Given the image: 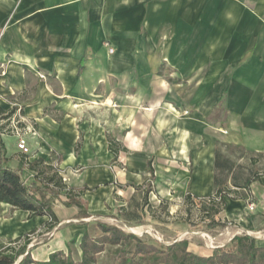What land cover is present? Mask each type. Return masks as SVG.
I'll use <instances>...</instances> for the list:
<instances>
[{"label":"crops","instance_id":"crops-1","mask_svg":"<svg viewBox=\"0 0 264 264\" xmlns=\"http://www.w3.org/2000/svg\"><path fill=\"white\" fill-rule=\"evenodd\" d=\"M0 107L10 117L21 109L38 131L30 162L65 173L91 214L47 194L59 227L33 258L71 249L81 261L82 236L100 234L101 218L140 222L148 199L213 195L217 174L237 188L216 167L220 146L264 156V0H0ZM9 118H0L9 165L37 181ZM250 187L264 218V176ZM0 210L22 220L6 244L48 230L47 215ZM115 248L98 264H114Z\"/></svg>","mask_w":264,"mask_h":264},{"label":"trees","instance_id":"trees-1","mask_svg":"<svg viewBox=\"0 0 264 264\" xmlns=\"http://www.w3.org/2000/svg\"><path fill=\"white\" fill-rule=\"evenodd\" d=\"M12 114V111L6 112L0 107V118H9ZM9 161L5 141L0 135V202L8 203L15 209L28 211L29 217L47 215L48 230L59 223V218L53 205L44 200L47 194L67 206L75 205L81 208L80 215L83 217L91 215L79 197L80 192H75L72 187L67 186L58 170L51 165H44V168L52 173L51 176H44L46 171L39 167V164L45 162L44 159L29 163V167L37 171V181L33 182H26L23 170L11 167ZM233 166L230 158L223 157L220 151H217V169L230 172ZM223 179L216 175L215 182L219 187L224 183ZM252 180H247L246 185L251 184ZM233 184L240 186L234 180ZM63 191L65 194H62ZM212 225H217V222ZM96 226L100 234L92 235L86 231L82 236L81 261L74 260L71 249L68 252L56 250L50 254L48 260L34 259L33 246H29L32 240L30 232L11 239L9 244L0 247V264H98V254L104 251L107 245L116 246L113 250L116 256L114 264H264V244H260L259 239L250 234L235 235L226 245L215 247L208 253H197L191 250L188 239L165 244L106 222L97 221Z\"/></svg>","mask_w":264,"mask_h":264},{"label":"rangeland","instance_id":"rangeland-1","mask_svg":"<svg viewBox=\"0 0 264 264\" xmlns=\"http://www.w3.org/2000/svg\"><path fill=\"white\" fill-rule=\"evenodd\" d=\"M224 149L234 164L232 170L226 174L231 173L232 184L234 180L240 185L237 188L233 187L231 182H226L224 175H219L222 179L224 178V183L213 195L191 197L187 194H173L171 199L160 198L153 201L148 199L147 202L143 203V217L140 216L142 218L140 222L136 219L131 222L124 221L120 215H111L115 218H101L98 221L120 226L127 232L161 243L171 242L175 239H188L191 250L197 253H208L215 247L226 245L235 235H255L260 232L263 234L264 218L258 212V210H262V205L258 207V201L250 184L246 185V181L264 176V156L252 154L229 145L219 147V150ZM226 154L222 156L226 157ZM43 169L46 171L45 177L51 176L50 171ZM212 196L221 198L216 203H208L202 200ZM251 202L255 203L253 210L249 209ZM227 210L239 211L232 214ZM246 220L254 222L255 225L259 224L261 230H249L243 225ZM21 221L20 215L14 213L13 210H0V241H3V244H6L10 239L2 235L5 230L10 228V224H13L16 232L22 223ZM213 222H217V225H212ZM55 227L57 229L59 223ZM56 229L46 230L44 227H40L38 231H28L27 233L31 232L32 238L30 248L33 246V249L45 241ZM132 229H139V231ZM95 230V226L90 227L92 234Z\"/></svg>","mask_w":264,"mask_h":264},{"label":"built area","instance_id":"built-area-1","mask_svg":"<svg viewBox=\"0 0 264 264\" xmlns=\"http://www.w3.org/2000/svg\"><path fill=\"white\" fill-rule=\"evenodd\" d=\"M105 46L108 47L110 52L114 51V48H112L110 46L109 42H105ZM8 121H9L8 131L12 135L15 136L17 148H18L19 152H21V154L27 156L26 164L29 165V163H30L29 156L32 154V150L29 147L28 137H29V135L37 136L38 131L35 128V126L27 118H25L21 114V109L19 107L16 109L15 114L8 119ZM36 174H37V172L35 173V176H36ZM59 174H60V176H62L64 182H66L67 177H66L65 173L59 171ZM25 181L29 182L26 179H25ZM50 185L52 186V184H50ZM220 198L221 197H218V196H212V197H208V198H203L202 200L204 202L206 201L208 203H211V202H216V201L220 200ZM254 208H255V203L251 202L249 204V209L253 210ZM252 236L256 237L259 240L264 239V233L261 234V232L258 234L252 235Z\"/></svg>","mask_w":264,"mask_h":264},{"label":"bare ground","instance_id":"bare-ground-1","mask_svg":"<svg viewBox=\"0 0 264 264\" xmlns=\"http://www.w3.org/2000/svg\"><path fill=\"white\" fill-rule=\"evenodd\" d=\"M133 230V229H132ZM133 231H139V229L137 230V229H134Z\"/></svg>","mask_w":264,"mask_h":264}]
</instances>
